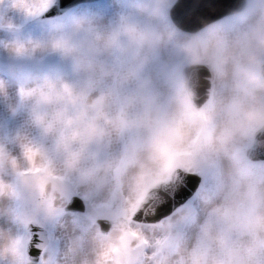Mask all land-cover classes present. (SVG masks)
<instances>
[{
  "label": "clouds",
  "instance_id": "9594fccd",
  "mask_svg": "<svg viewBox=\"0 0 264 264\" xmlns=\"http://www.w3.org/2000/svg\"><path fill=\"white\" fill-rule=\"evenodd\" d=\"M54 4L0 7L32 18ZM126 7L108 24L71 16L70 34L47 40L20 38L0 12V30L13 37L0 50L21 60L55 55L71 76H20L14 104L0 79L9 118L27 110L14 132L0 124V264H33L37 228L36 264H117L140 189L184 169L186 152L203 157L214 190L198 197L202 220L180 217L204 242L201 264H264V162L249 157L264 135V0H241L195 32L171 22L169 0ZM200 68L208 88L197 103ZM74 198L83 212L70 210Z\"/></svg>",
  "mask_w": 264,
  "mask_h": 264
},
{
  "label": "rangeland",
  "instance_id": "374dc122",
  "mask_svg": "<svg viewBox=\"0 0 264 264\" xmlns=\"http://www.w3.org/2000/svg\"><path fill=\"white\" fill-rule=\"evenodd\" d=\"M175 0H169L170 7L174 3ZM3 4V0H0V5ZM0 12H2L7 19L10 20V22L15 26H24L28 28L29 24L28 22H25L28 17H25L23 12L15 9H5L3 7H0ZM127 7H126V0H102L100 2H97L95 4L89 5V6H79L75 9H72L70 11L64 12L60 15H57L56 17H48L45 20L41 19V15L37 16L35 21L38 23L41 21L39 26H37L34 30V28H29L27 33L24 35V37H42V40H47L48 38L58 35L59 32L51 33L50 36L46 35L45 27L51 26L53 23H57L62 27V33L63 35L70 34V24L69 20L71 16H81V15H89V14H96L99 16L100 23L102 24H108L110 21L115 20L121 13H126ZM105 22V23H104ZM34 22H31L32 25ZM30 27V26H29ZM38 31H41L43 35L36 36V33ZM21 32V31H19ZM18 35V33H17ZM20 38L23 36L18 35ZM12 37V34L6 33L4 30H0V39L3 38H9ZM13 38V37H12ZM33 62L22 64L18 61L17 58L10 56L8 53L4 52L3 50H0V79L4 80L6 82L7 92L10 99V102L13 104L16 103L18 97H17V78L23 75H55L57 73H60L64 75L66 78L71 79L68 65L66 62H61L59 58L55 55H48L44 57H40L39 55L32 58ZM15 63H20L19 65ZM27 119V110H21L18 115L15 118H9V114L6 111V106L3 102H0V124L6 126V130L9 133L14 132L16 129L21 127L23 122ZM30 135L33 137L39 139V133L37 129H30L29 130ZM0 134H2V130H0ZM13 151H17L14 146ZM181 169V168H179ZM184 172L198 174L201 179V185L196 193V195L188 201L183 208L179 211L180 216L185 215H192L197 216L199 211H201L198 197L201 194L207 193L208 195L213 194V187L212 191L209 192V185L211 184L207 177L209 174L208 167L206 165V162L204 161L203 157L200 155H195L190 158H188V161L185 162L184 160V169H181ZM147 191L151 189L149 185H145L144 188L140 189L139 195L145 196V190ZM146 191V192H147ZM200 215V214H199ZM179 216V217H180ZM168 229L166 232H160L157 233L156 236H154L153 239L149 240L146 237L142 236L147 241V246L143 249V256H142V264H159L162 260H159V258L162 255V251L165 247H160L162 241L165 239H171L172 233H178V242L181 241V239L186 236L187 230L189 229L188 225L185 223L180 222V219L178 221H175L174 223L169 222ZM159 225V224H158ZM156 225V226H158ZM132 229H140L145 226L139 227L138 224L132 223L131 225ZM167 233V234H166ZM199 238V237H198ZM177 239V237H176ZM198 241V240H197ZM135 243V242H133ZM199 244V243H198ZM155 246V247H154ZM200 246H202L200 244ZM205 247V246H204ZM154 248L157 249V256H149V253L153 254L155 252ZM159 248L161 251H159ZM205 249V248H204ZM154 250V251H153ZM161 259V258H160ZM158 261V262H157ZM190 262L192 264H195L196 261L191 258Z\"/></svg>",
  "mask_w": 264,
  "mask_h": 264
},
{
  "label": "water",
  "instance_id": "95a60500",
  "mask_svg": "<svg viewBox=\"0 0 264 264\" xmlns=\"http://www.w3.org/2000/svg\"><path fill=\"white\" fill-rule=\"evenodd\" d=\"M80 1V3H87L96 0ZM75 5L76 4L72 6ZM69 7H67L66 9H68ZM66 9L65 7H62L61 11L64 12ZM174 12L175 8L172 13ZM173 21L177 27H179L183 31H186L184 28L179 26V24L174 18ZM197 71L198 81L194 77L193 85L199 97L197 103H200L203 101L206 90L208 88V83L205 79V77L207 76V71L203 68H200ZM257 140L258 142L254 144L252 149L249 151V157L252 161H264V135H260ZM199 185L200 178L197 175L187 174L185 172L183 173L181 170H176L175 173L170 177V179L166 183H162L156 186L146 195L145 199L140 204L138 210L135 212V215L133 216L132 220L134 222L143 224L159 223L160 219H162L163 217H167L169 214H171L173 210H176L179 207L183 206L189 199H191L196 190L198 189ZM69 208L72 211H78L80 213L84 210L83 204L80 201L71 203L69 205ZM34 231L37 230L34 229ZM31 254L34 257H38L39 255V252L37 249H35L34 245L31 249Z\"/></svg>",
  "mask_w": 264,
  "mask_h": 264
},
{
  "label": "bare ground",
  "instance_id": "6f19581e",
  "mask_svg": "<svg viewBox=\"0 0 264 264\" xmlns=\"http://www.w3.org/2000/svg\"><path fill=\"white\" fill-rule=\"evenodd\" d=\"M80 2H81L80 0H55V4L51 7L50 12L48 13V11H46V12L43 13V15H45V17L42 20H45L48 17H54L53 14H52L53 13L52 9H56L57 7H65V8H67L69 6L71 7L74 4H76V6H79L78 3H80ZM83 6H89V5H84L83 4ZM175 14H176V12H175ZM169 15L172 16V13H169ZM35 19H36V17H32V18L26 19L25 22H28V24L30 26V27L28 26V28L26 27V29H25L24 26H20V27L18 26L19 31H21V32H18V35L23 36L21 38H27V37H24V35L27 33L29 28H34V30L36 31L35 28L37 26H39L38 24H40L41 21H39L37 23L35 21ZM31 22H34V23L31 25L30 24ZM45 29H47L46 30L47 31L46 32L47 36H50L51 33H55V32L57 33L59 31H60V33L58 35H61V33H62L61 32L62 31L61 30L62 27L60 25H58L57 23H53V24H51V26L45 27ZM39 35H43L44 36V34H42L41 31H38L36 33V36H39ZM67 35H68V33H67ZM28 38H31V37H28ZM11 39H12V37L3 38V40H11ZM32 39H34V40H42V37L40 36L38 38V37L34 36V37H32ZM18 61L21 62L22 64L33 62L32 59H30V60L18 59ZM15 64L19 65L20 63H15ZM258 162H264V161H258ZM176 170H181V169L177 168ZM182 172L184 173V171H182ZM208 189H209V192L212 191V185L211 184L209 185ZM196 193L197 192L194 193V196L196 195ZM183 206L179 207L176 210H173L171 212V214H169L167 217H165V218L163 217L162 219H160L159 223L143 224V223L134 222V223L138 224L139 227H141V226H145V227H142L140 229L139 228L138 229H133V230L139 232L141 236H144L147 239L151 240V239L154 238V236L157 235V233L166 232V230L169 227L168 225L170 224L169 222L174 223L175 221H178L180 219V217L182 215L180 216L179 211L183 208ZM72 212L73 213H80L78 211H72ZM203 216H204V214H203L202 210L199 211L197 217H199L202 220ZM156 225H158V226H156ZM188 228L189 229L187 230L186 236H184L181 239L180 242H178L179 241L178 240L179 239L178 238V235H179L178 233L177 234L176 233H172L171 234L172 236H171L170 240L169 239L168 240L165 239L164 241H162L160 247L162 248V247L166 246L167 248H164V250L161 249L163 251H162V255L160 257L161 259L159 258V260H162L160 264H192L190 262L191 258L196 261L195 264H201V256L203 255L204 248H205L204 247L205 246L204 242H203V240L201 239V237L199 235L198 229H196L195 227H190V226ZM176 237H177V239H176ZM200 244L202 246H200ZM154 250H155V252L153 254L149 253L150 257L151 256L152 257L153 256H155V257L157 256V254H158L157 249L154 248ZM161 250L159 248V251H161ZM157 264H159V262Z\"/></svg>",
  "mask_w": 264,
  "mask_h": 264
},
{
  "label": "snow or ice",
  "instance_id": "6c2138e0",
  "mask_svg": "<svg viewBox=\"0 0 264 264\" xmlns=\"http://www.w3.org/2000/svg\"><path fill=\"white\" fill-rule=\"evenodd\" d=\"M22 5L26 4V0H21ZM241 0H179L175 8V19L180 27L186 31H196L204 28L206 25L213 21H218L221 17H224L228 11L233 10L240 6ZM38 7H26V11L32 14L39 12ZM188 161V158L192 157V153L186 152L183 154ZM40 171V169H35ZM194 179V177H193ZM79 200H72L75 203ZM105 227H107L105 225ZM31 237L32 245H39L40 229L37 228ZM135 242V243H133ZM147 246V241L140 235L139 232L129 229L127 230L121 240V245L118 250L117 264H142L143 249ZM33 258V264H36V260ZM41 255L40 248L35 247Z\"/></svg>",
  "mask_w": 264,
  "mask_h": 264
}]
</instances>
